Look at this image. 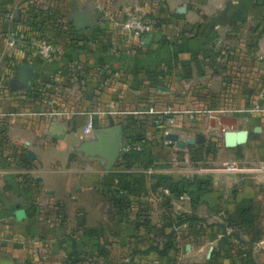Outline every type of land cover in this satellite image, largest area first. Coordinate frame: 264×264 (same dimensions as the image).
I'll return each mask as SVG.
<instances>
[{"label":"rangeland","instance_id":"1","mask_svg":"<svg viewBox=\"0 0 264 264\" xmlns=\"http://www.w3.org/2000/svg\"><path fill=\"white\" fill-rule=\"evenodd\" d=\"M32 1L36 9L48 8L47 14L34 13L37 18L34 22L37 24L33 25L32 31L25 23L28 16L24 12L18 15L23 20L18 25L17 21H14V11L10 17L4 15L5 19L0 20V31L8 33L2 36L0 42L2 52H6L1 63L5 65L6 62L12 74L16 72L15 64L21 62L33 64L37 68V64L41 63L49 69L40 70H43L42 75L34 82L32 90L19 87L13 92L14 88L5 84L7 94L16 95L17 99L15 98L16 102L12 99V103L1 104L3 111H6L3 112L6 116L1 122L3 128L9 125L10 118V126L21 128V121L33 115L37 118H48L56 116L52 113L63 110L66 112L63 116L72 117L74 112L89 106L86 98L90 87L86 86V81L90 79V68L85 64L89 62H82L86 67H80L76 60L77 54L88 58L95 49L112 48L114 57L119 59L115 61L116 64H121L123 52H126L128 47L137 48L141 45L143 37L153 38L151 33L158 31L164 34L172 32L168 38L167 35H159V42L163 47L168 48L171 45L179 49L174 56L165 54L162 50L163 63L158 71L146 72L145 78H149L147 83L136 81L129 84L123 81L125 73L122 69H116L112 74V86H97L98 95L108 90L112 98L108 104L99 102L97 107L104 112L106 107L112 111L113 126L120 131L124 140L132 142V147L139 144L136 139L141 137L143 142L140 144H143L144 151L131 149L127 152L137 153L128 154L124 159H116L108 169L106 163L86 159L85 156L91 155L83 148L72 149L71 152L68 148H60L55 151L56 156L61 160L66 159L69 154L71 157L69 163L58 173L62 181L68 179L71 184L62 187L56 194L41 191L35 179L36 173L30 171L32 164L26 157L22 161H15L14 165H10L12 162L8 161L9 170H17L16 174L22 179L21 183H33L32 197L27 199L31 223L34 225L30 227L33 233L27 238L25 235L22 239L18 237L15 242L12 240L19 245L16 250L24 248L29 253L22 264L152 263L154 260L148 258V255L142 257L135 254L141 248L155 252L168 249L163 259L165 264H201L185 253L183 242L188 239L186 236L183 241H172L179 234L186 232L184 226H189L188 222L180 224L189 217L185 211L187 199L180 198L181 192H175L172 197L164 192L167 189V180L172 177L185 178L190 174L188 169L193 168L192 163L199 158H207L210 165L233 158L244 168L237 173L219 174L224 196L235 195L244 184L251 188L245 197V205L241 206L235 202L231 214L213 210L206 213L202 210V214L208 215L207 218L203 217L202 223V217L197 222L192 221V224L207 226L196 227L195 230L199 234L212 230L208 226H218L215 229L220 235L210 233L213 239L206 244L208 247L204 249L203 254H208V257L204 259L203 255V261H214L215 264H264V199H253V181H258L257 176L264 174V165L263 168L259 167L260 171L253 169L256 168L257 158L264 159V155L253 153V145L250 146L247 142L240 147L243 157L238 158L232 150L224 148L222 131L219 133L217 130L205 128L208 120L218 122L222 118L235 119L236 125L233 127L239 128L246 126L253 115L264 113L253 110L264 101L260 97L264 87V52L256 51L259 45L255 39L256 36L264 34V0H253V33L256 32L253 34V55L248 52L241 55V52L237 51L238 54L224 53L215 56L216 60L220 57V61L213 73L220 75L216 76V80L207 82L202 80L206 72L202 66L191 72L187 68L185 54H181L184 49L180 48H185L188 36L184 27H169V18L161 14L155 0H146V5L141 9L135 0ZM88 11L96 18L97 25L75 30L72 14ZM131 17L147 23L150 26L149 31L135 36L123 28L126 20ZM261 43L264 44V39ZM48 44L53 52L46 59L39 51L40 47ZM248 46L249 40L246 38L247 50ZM64 56L65 64L59 65L60 62L63 63ZM170 56L173 62H177L176 66L165 63L169 62ZM230 57L232 60L238 58L236 63H229ZM99 73L104 75L105 72ZM154 73L156 75L152 78ZM32 91L36 92L33 95L36 97L30 102L27 95ZM129 94L133 97H129ZM141 96H144L142 101ZM101 120L104 122V119ZM29 121L30 118L27 125L31 123ZM193 122L199 123L194 131L204 135L203 143L209 146V151L212 152L210 155L206 154V149L202 146L193 145L179 149L174 141L166 137L167 133L178 132L179 137L187 139ZM98 128L104 129V126ZM8 137L6 133L2 135L3 145L9 142ZM192 137L195 138L194 135ZM3 145L2 159L16 157L15 152ZM20 155L25 156L24 151H20L18 157H21ZM93 157L99 155L94 154ZM153 164L158 169V196H151L143 202L132 198L128 191L137 188V184L145 186V189L153 185L154 178L150 180V175L145 172L147 166ZM128 168H133V171H128ZM163 169L172 170L165 172ZM85 170L96 173V178H86L89 185H85L83 190H78L77 177ZM223 199L227 201L226 197ZM17 216L23 217L24 212L17 211ZM90 231L95 233L97 241H85L82 244L74 242L73 238L77 234L87 235ZM222 232L225 236L220 237ZM74 246L76 249H73ZM169 251L173 253L170 254ZM248 256L251 257L252 263H249ZM157 262L156 260L155 263Z\"/></svg>","mask_w":264,"mask_h":264},{"label":"crops","instance_id":"2","mask_svg":"<svg viewBox=\"0 0 264 264\" xmlns=\"http://www.w3.org/2000/svg\"><path fill=\"white\" fill-rule=\"evenodd\" d=\"M18 2L19 0H0V6L6 10H14L16 8V5H18ZM135 2L139 9H141L142 7L144 8V6L146 5V0H135ZM155 3L158 5V9L161 14L166 18H169V20L167 21V25L169 27H184L185 32L188 36L185 48H180L181 50L184 49V52L181 54H185L187 61L186 65L191 72L196 71L200 65L202 66V69L206 71L202 76L203 81H214L217 78L216 76L220 75L219 73H213L215 72L220 61V57H218L216 60L215 56H219L220 54L223 55L224 53L238 54L237 51L241 52V55H246V52H248L249 55H253V34H256V32L253 33V21H255L253 20V0H155ZM0 20L2 21V17H0ZM170 33L164 34V32L158 31L151 33V36L153 38L147 39L143 37L142 42H139L141 44L140 46H138L137 48L128 47L126 49V52H123L121 64H116L115 61H118L119 59H116L114 57V51L112 48L110 50L95 49L94 51H91L88 58H85L83 54L76 55V60L80 67L85 68L88 65L90 68V79L86 81V86L90 87V90H88L90 91L87 96L88 99L86 98V101L89 102V106L86 105L88 107L87 109L85 108L86 106H84L83 110H97L100 113L92 115L91 117L82 114L73 115L72 117L56 115L48 118H37L33 115L29 117V123L31 122L30 124L28 123L29 125H27L29 119L28 117H25L26 120L24 119V121H21L23 126L21 128L10 126L12 123V118L9 117V125L6 126L5 133L9 136L8 138L10 140L9 142L2 145H6L7 149L15 152L16 157L2 159V151L0 150V264H22V261L28 258L29 253L24 250V248L22 250H16L19 245L17 243H13V241L15 242V239H17L18 237H21V239L24 238V235L25 238H27L29 234L31 235L33 233V230L30 227L34 226L31 223L30 212L27 208V199L32 197L31 195L33 194V183H21L22 179L17 177V170H9L8 161L10 160L13 163H10V165H14L15 161H22L25 159L24 157H26L27 161H30L32 164V169L30 171L36 173L35 179L39 187L41 188V191L43 190V192L45 191L47 193L56 194V192L61 190L62 187L69 186L71 184V181L68 179L62 181V178L58 172L61 171L64 165L69 163L71 154H69L66 159L61 160V158L56 156L55 151L60 148H68L70 152L72 149H82L84 147V144L95 139V135L97 132L105 131L109 128L114 127L112 124V111L108 107H106V110L104 112L103 110H100L99 107H97L99 102L101 103L102 101H104L105 104H108L109 102H111L112 98H110L111 96L109 95L108 90H106L105 93H102V95H98L97 86H112L114 81L112 74L116 69H122V71L125 73L123 81L125 80L129 84L136 81L137 83L149 82V78H145V74H147L146 72L149 71L155 72L157 69L159 70L161 66L160 64L163 63L162 50L165 51V54L169 53L171 54V56H174L175 53L178 52L179 47H173L169 45L167 48V46L163 47L159 42L161 37L159 35L164 34L167 35L166 38H168L171 36ZM246 38L249 40V50L245 48ZM255 39L258 40L259 45V47H256V51L264 52V44L262 45L261 43L264 39V34L260 37L256 36ZM236 45L239 46L236 47ZM5 53V51L2 52V48L0 47L1 113L6 112L3 111L1 104L6 102L12 103V99L15 100L14 102H16L17 99L16 95L7 94L6 91V85L14 75L11 73V70H8L9 67L6 66V62L5 65L1 63L4 59L3 57H5ZM171 56L169 62L165 63L176 66L177 62H173ZM237 59L238 58L235 57L234 60H232V57H230V60L228 62L234 64L236 63L235 61ZM62 61L63 63L60 62L59 65L65 64L66 56L63 57ZM85 61L89 62L85 63L86 66H84V63H82ZM29 65L33 67L34 72L38 77L42 75L41 73L43 70L40 71L41 69H49V67L47 68V65L43 67L41 63L37 64L38 68L33 64ZM59 65L57 64L58 67ZM102 71L105 72L104 75H101L102 73H99ZM155 75L156 74L154 73L151 75V77L153 78L155 77ZM10 92L11 91H9V93ZM129 97H133V95L129 94ZM141 97L140 100H143L144 96ZM28 101L32 102L33 100L28 99ZM79 103H81V101ZM259 114L253 115L246 126H240L239 128L233 127L234 125H236V120L230 118H222L218 122L208 120L205 128L217 130L219 131V133L221 131L222 133H224L226 130L247 129L249 131L247 142L250 146L253 145V153L258 154V156L264 155V113H261L260 115ZM101 119H104V122ZM194 121L197 120L194 119ZM259 124L261 130L259 132H254V127L258 126ZM191 125V132L189 131L190 136L187 139H184L183 137L179 138L187 141L193 138V135L196 136L197 134H200L198 132L195 133L194 131L196 130V125L199 126V123L196 122L195 124L193 122V124ZM103 126L104 129L98 128ZM174 134H177L179 136L180 133L174 132ZM123 141L126 140L123 139ZM202 143H195L193 145L199 147ZM242 145H238L233 148H226L224 146V148L232 150L237 156ZM29 150L34 153V158L32 160H30L27 156V152ZM20 151H24L25 156L20 155L21 157H18ZM127 151L129 150H126V153ZM134 154H136V152L129 153V155ZM85 157L86 159L96 161L90 156ZM123 157L119 156L118 158L122 159ZM228 160L235 159L230 158ZM235 161L239 163L237 160ZM221 162L222 161L218 162L219 165L221 164ZM256 162L257 165L256 168L253 169V171H260L261 168L259 167L261 166L263 168L264 159L257 158ZM217 164H211V166H217ZM127 165L129 167V164ZM205 165L206 164L203 163L202 160L194 161V163H192L193 168L188 169L190 171V174H187L185 178L172 177L170 180H167L168 182L165 183L167 189L164 191L172 197L175 193V188L183 187L182 189L184 190V192H181L180 198H185L188 201L186 203L187 207L185 208V211L189 216H193L196 218L202 217V220L200 221L201 223L203 221V217L207 218L208 216L207 214H202V210H205L206 213H209L211 210H213L228 212L229 214H231L232 209L235 207L233 206L235 202H237L238 204L240 203L241 206L245 205V197L248 193H250L251 190L248 184H244L241 188L238 189L235 195L224 196L225 192L221 187V177L219 174L227 172L217 171L209 173H199L196 171L198 167ZM171 170L172 169H163V171L165 172H170ZM128 171L132 172L133 168H128ZM145 172L150 175V180H152V177L154 178L152 180L153 185L145 189V186L137 184V188L134 187L132 188V191H128V194L132 198L139 199L142 202L146 199L151 198V196H158L160 192V188L158 187L160 183L159 176L157 174L158 169L153 164L147 166ZM195 176L197 178H207L210 185L208 187H205L201 182L194 180ZM257 177L259 180L253 181V199H264V174H259V176ZM86 178H96V173L87 170L82 171V173L79 175V177H77L76 180L77 185H79L77 188L78 190H83L85 188V185H89V183H87V181L85 180ZM188 180H190L194 184L190 185L189 183H187ZM127 187L129 189V186ZM223 197H226L227 201H225ZM10 204L18 205L17 207L12 209L14 215L12 217H3L2 211L8 209ZM19 210H22L24 212L23 217L17 216V211ZM188 224L189 226H184L186 228V232L182 235L179 234V236L173 238L172 241H183L184 237L186 236L188 239H186V242L183 243L185 253L187 255L192 256L195 261L201 264H215L214 261H203V255L204 259H207L208 257V254H203V252L204 249L208 247L206 246V244L212 241V234L218 233V231L215 229V227L218 226H208L212 228V230L209 229L205 234H199L195 230V228L207 226H200L194 223L192 224L191 222H189ZM90 232L91 233L87 235L77 234L73 238L74 242L82 244L85 241H89L90 243L97 241V236L94 235L95 233L92 231ZM222 233L223 234H221L220 237L225 236V233ZM73 249H76L75 246ZM172 249L173 248H171V250ZM172 253L173 252L171 251L170 254ZM62 254V256H64V252H62ZM135 254L142 257L143 255H148V258L151 257V259L154 260L152 263L145 262V264L166 263L163 260L164 256H160L154 250H145V248H141L136 251ZM176 258L178 259L179 257L176 256ZM156 260L158 261L157 263H155Z\"/></svg>","mask_w":264,"mask_h":264},{"label":"water","instance_id":"3","mask_svg":"<svg viewBox=\"0 0 264 264\" xmlns=\"http://www.w3.org/2000/svg\"><path fill=\"white\" fill-rule=\"evenodd\" d=\"M72 21L75 30H84L97 25V20L92 16L91 12L85 13H74L72 14ZM34 71L30 66L20 64L17 66V76L16 81L23 85L24 89H28L30 83L33 80ZM261 128L255 126L253 131L259 132ZM249 131L247 129L240 130H226L223 133V144L226 148H233L238 145L245 144L248 140ZM166 137L174 141L179 149H184L187 145H193L195 143H202L205 140L203 134H197L195 138L189 140H183L179 138L177 134L167 133ZM128 142L123 141L122 135L117 128H109L105 131L97 132L95 139L84 144L83 149L90 153V157L100 161L101 163H106L109 169L115 160L119 156H125L128 147ZM94 154H98V157H93ZM27 156L30 160L34 158V153L29 150ZM17 204H10L8 209L2 211L3 217H12L14 212L13 208L17 207Z\"/></svg>","mask_w":264,"mask_h":264},{"label":"built area","instance_id":"4","mask_svg":"<svg viewBox=\"0 0 264 264\" xmlns=\"http://www.w3.org/2000/svg\"><path fill=\"white\" fill-rule=\"evenodd\" d=\"M123 28H126L128 31H131L135 36H138L142 33H146L149 31L150 26L141 21L139 18L131 17L123 25ZM53 52V49L50 47V45L42 46L40 47L39 53L43 58L48 59L51 56V53ZM261 99L264 100V87L262 88L260 92ZM254 111H260L264 112V101H261L259 105H256ZM152 112V111H150ZM100 113L97 110H80L77 112H74L72 115H86L88 117H91L92 115ZM55 115H65L66 112L63 110L61 112L52 113ZM4 117L5 114L0 112V117ZM135 149L137 151H140L142 149L140 144L134 145L133 147L131 145H128L127 150ZM244 168H242L239 163H237L235 160H225L222 161L219 166H211L210 162L207 161V164L205 166H200L197 168V172L199 173H209V172H227V173H237L243 171ZM40 212H43L40 210Z\"/></svg>","mask_w":264,"mask_h":264},{"label":"trees","instance_id":"5","mask_svg":"<svg viewBox=\"0 0 264 264\" xmlns=\"http://www.w3.org/2000/svg\"><path fill=\"white\" fill-rule=\"evenodd\" d=\"M36 8H37V7H34V5H32V4H28V5L24 8L25 10L21 11V12H24V13L27 14L28 19H27V20L25 19V23H26L27 26L30 27L31 31L33 30V29H32L33 25H34V24H37L36 22H34L35 19H37V18H36V14H34V13L37 12V13L42 14V15L48 13V8H47V9H41V8L36 9ZM21 9H23V8H21ZM10 11H11L10 9L6 10V9H4L3 7L0 6V17L3 18L4 15L7 14V13H9ZM29 14H30V15H29ZM21 15H22V14H21ZM30 18H32V19H30ZM3 19H5V18H3ZM21 19H22V18H20V21H19V22H16L17 25L20 24L21 21H23V20H21ZM29 19L31 20V22H28ZM42 24H44V23H42ZM41 32L43 33V30H41ZM42 35H43V34H42ZM35 97H36V96H35ZM136 141H137L139 144L143 142L141 137H140V138H137ZM128 143H129V144H132V142H128ZM140 145H141V144H140ZM201 146L204 147V148L206 149V154H207V155H210V154L212 153V152L209 151V146L207 145V143H202ZM141 147H142V149H141L140 151H137V150H136V151H137V152L144 151L143 144L141 145ZM189 147H193V146H189ZM130 150H131V149H130ZM133 150H135V149H133ZM137 152H136V153H137ZM128 154H129V153L127 152L126 155H125V157H123V159L126 158V157L128 156ZM212 157L214 158L213 155H212ZM237 157H238V158H242V157H243L242 153L239 152V154L237 155ZM196 160H198V161H199V160H202L203 163H205V164H207V161H208L207 158H205V159H201V158H199V159H196ZM196 160H195V161H196ZM211 160H212V159H211ZM149 163L151 164V162H149ZM194 180L201 182L205 187H208V186L210 185L209 180H208L207 178H205V177H198V178H197V177L195 176ZM186 182H187V181H186ZM187 183H189L190 185L194 184V183L191 182L190 180H188ZM182 188H183V187H182ZM182 188L177 187V188H175L174 191L177 192V193L184 192V190H183ZM198 219H199V218H196V217H193V216H189V217L186 218L185 220L181 221L180 224H185V223H187V222H188V223H189V222L192 223V221L197 222ZM89 233H91V232H89ZM157 253H158L160 256H165V255H167V253H168V249L164 248V249H162V250H158ZM247 259H248L249 263H252V259H251L250 256H248Z\"/></svg>","mask_w":264,"mask_h":264},{"label":"flooded vegetation","instance_id":"6","mask_svg":"<svg viewBox=\"0 0 264 264\" xmlns=\"http://www.w3.org/2000/svg\"><path fill=\"white\" fill-rule=\"evenodd\" d=\"M25 2V3H24ZM24 3V5H22ZM28 4H32V5H34V3H33V1L32 0H19V2H18V5H16V8L14 9V10H11L9 13H7V14H5V15H7V16H9L10 17V14H11V12H15V18H14V21L16 22H18V19H19V21H20V16L18 17V15L21 13V11H23V10H25V9H21V8H23V6H24V8L28 5ZM47 9V8H46ZM30 19H32V18H30ZM29 19V20H30ZM5 34H8V33H5L4 31H0V40H2L3 38H2V36L3 35H5ZM11 35H13V33L11 32ZM14 36V35H13ZM30 38L32 39V36H30ZM20 64H23V65H26V66H30L32 69H33V67L31 66V65H29V64H24V63H18V64H15V69H16V72L13 74L14 76H12V78L10 79V81L8 82V84H10V86L12 87V89L14 90V91H16L19 87H23V85H20L17 81H16V76H17V66L18 65H20ZM33 71H34V69H33ZM37 78H38V76H37V74H35V72H34V76H33V80H32V82L30 83V85H29V87H28V89L27 90H32L33 89V86H34V82L37 80ZM24 88V87H23ZM29 93V92H28ZM34 93V94H33ZM36 94V92H34V91H32L30 94H28L27 95V98L28 99H32V100H34V97L35 96H33V95H35ZM3 116L2 117H0V150H1V148H2V135H5V131H6V128H3L1 125V122H2V120H3Z\"/></svg>","mask_w":264,"mask_h":264}]
</instances>
